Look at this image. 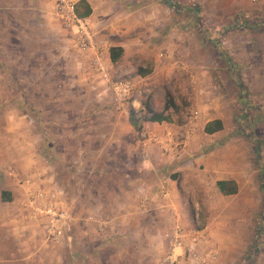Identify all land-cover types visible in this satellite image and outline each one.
<instances>
[{
  "label": "crops",
  "instance_id": "obj_1",
  "mask_svg": "<svg viewBox=\"0 0 264 264\" xmlns=\"http://www.w3.org/2000/svg\"><path fill=\"white\" fill-rule=\"evenodd\" d=\"M56 1L0 0V61L5 64L0 69V264H156L177 226L183 230L177 264H201L203 256L204 264H246L255 233L264 231V166L251 154L256 147L245 140V128L239 123L246 112L234 65H200L201 45L195 47L196 36L186 33L194 26L193 17L186 22L177 19L174 0H86L93 45L81 54L66 37L69 31L74 43L72 31L56 15ZM223 2L217 0L215 7ZM222 13L217 15L219 25L223 29L233 25L235 19ZM257 44L247 43L246 57L257 56V49L264 58V38ZM111 46L123 49L116 63L110 59ZM96 61H101L102 70ZM252 62L243 72L264 73V59ZM183 64L203 73L188 97L193 116L184 124L142 121L136 131L129 123L128 108L118 107L113 91L104 86L105 71L111 76L121 72L134 86L139 109L144 93L153 108L161 110L165 83ZM138 68L147 73L141 75ZM214 72L232 78L211 80ZM261 83L258 95L263 97L264 111ZM6 88H55V115L49 117L43 108L40 120L43 124L54 120L62 125L61 132L71 129V136L65 137L70 143L62 148L49 145L62 156L74 153L72 160L64 157L62 163L64 167L72 163L70 205L75 216L71 214L73 226L60 242H51L43 219L29 218L22 208L30 192H54L60 205L67 204L68 194L60 191L58 182L63 181H58L55 166L44 154L47 143L43 156L31 145L30 112L19 111L15 106L24 102ZM48 98L45 94L39 104L46 105ZM78 98L81 109L74 107ZM66 108L74 113L67 121L57 116ZM213 119H220L222 128L205 133V123ZM261 126L264 129V116ZM183 136V146L176 147ZM109 166L122 173L109 171L106 178H99L100 170ZM134 167L142 174L132 175ZM230 179L237 192L222 194L217 181ZM181 199L192 207L178 209ZM80 214L102 217L105 226L88 218L78 220Z\"/></svg>",
  "mask_w": 264,
  "mask_h": 264
},
{
  "label": "rangeland",
  "instance_id": "obj_2",
  "mask_svg": "<svg viewBox=\"0 0 264 264\" xmlns=\"http://www.w3.org/2000/svg\"><path fill=\"white\" fill-rule=\"evenodd\" d=\"M174 1L177 3L176 4L177 5V10H176L177 19H181L184 22H186L187 18L193 17L194 26L195 25L196 26L195 27L193 26L192 30L190 29V31L186 33L191 34L193 38H195L196 36L195 39L196 40L198 39V41L195 40L193 43L195 47L201 45L200 56L199 58H197V60H199L200 65L203 64L206 66L208 63H213V65L215 64L217 66L219 65L231 66V64H233L234 67L236 68L235 69L236 70L235 81L237 82V87L239 85L240 93L243 96L241 97V100H243L244 102L241 103V106L244 108L246 112L245 113L246 118L245 117L242 118L239 121V123L241 124V127H243V129L245 128L244 130L245 132L243 135L245 137V140H249L251 147H256V149H254L253 152H251V154L254 153L257 162H261V164H263L264 166V147H263L264 129L261 126L263 123V116H264V111L261 110V105L263 104V97L261 95H258L262 93V90H261L262 85H259V83L264 81V77H263L264 73L258 72L256 74H250V73L243 72L245 65L246 66L249 65L248 62L254 61L255 64H260L259 62L263 63L262 60L264 58L261 56V51L255 48L256 49L255 52L257 53V56H252V58L249 59L248 57L245 56V47L248 42H250V44L254 46V44H257L258 38L259 39L264 38V29L260 28L261 25L264 26V0H258L255 2L251 0H221V2L224 1L223 4L220 6L221 9L219 7H215V3L217 4V0H204L203 2L199 0L198 1L193 0L191 2H189V0H174ZM185 4L188 5L190 9L188 8L185 9V6H186ZM231 7H232V10L230 11ZM218 9H219V12L217 13ZM221 12H223L222 15L226 14L227 16H231L233 19H235V21L233 20L234 21L233 25L228 24V26L225 27V28H228L227 30L225 28L223 29L219 25V21L221 19H219L217 15L218 14L221 15ZM63 27H65L64 24H63ZM67 32L68 33H66V37L70 40L72 44L71 47L73 49L78 50L79 53L81 54L84 53L85 51L80 50L77 46L76 48L74 47V43L76 45L75 36L73 37L74 39V43H73L71 39V35H70L71 33L69 31ZM260 35H261V38L259 37ZM259 43L261 45L260 41ZM53 51H50V53H53ZM13 61H15L14 58H13ZM43 62H44V57H43ZM43 65H46V64L44 63ZM4 66L5 64L2 61H0V69L4 68ZM182 67H183L182 70L175 71V73L173 74V77L171 78V80H169V83L168 82L165 83V86L167 87L165 88V92L169 91L171 94H173L176 98V101L178 102L180 106V110L178 111V113H173L174 115L172 114V120H173L172 122L176 124H184L185 122L187 123L189 121V117L192 114V112L190 111L191 104H190V107H187L186 105H184V102L190 101L188 97L190 96L191 93L195 91L196 85L199 84L198 82H199L200 76L203 75V73H197L193 71L190 66L183 64ZM35 69L36 68H34V70ZM105 72L109 75L107 71ZM120 73L121 72L115 71L112 77L113 78L124 77L123 74L122 73L120 74ZM223 77H226V79L228 80H231L232 78L229 73L227 74V73L221 72V74H219V73L214 72L212 74L211 80L221 81L223 80ZM5 79L7 78L6 77L2 78L3 81ZM253 80L254 82H252ZM251 83L252 84L256 83V85L255 86L253 85V88H251V85H250ZM105 84L109 86L112 91V87L110 83H107L105 81L104 86ZM238 90L239 89H237V91ZM5 91H9L12 94L17 93L21 102H24V103H21L20 105L15 106L16 108H19V111L27 110L30 112V116L32 120L27 123L29 124V127L33 133V136L30 138L31 145L34 146V149L39 150L41 153V156H43V143H47L48 146L44 154L47 155L46 158L52 163V166L53 167L55 166L54 167L55 169L54 168L53 169L57 171L56 173L58 175L57 177L58 181H63V183L61 184L58 182L59 186L62 187V189L58 188V190L60 189V191H63L64 189L65 192H67L68 194L67 204L65 202L64 205L58 204V206L62 209L64 208L70 214L73 215L74 214L73 209H72L73 206L70 205L71 192L73 191L72 170L70 167V165L72 166V163H68L66 165H69V166L64 167L62 162L64 160V157H67L69 161L72 160L74 157V153L64 154L62 156L60 155V153L54 152L53 147H50L51 149L49 150V145L51 144L52 145L56 144L58 148H62L66 143H70L69 141L68 142L65 141V137H66V134H68V136H71V129L68 128L69 129L68 132L64 130L61 132L62 125L61 126L55 125L53 123L55 122L54 120L46 121V124H43V121L40 120V117L43 118V108L47 109V111L50 114L48 115L49 117L51 118L54 117L55 112H56L55 111L56 110L55 109V99L58 97L56 89L49 88V89H45L41 91L37 89L17 90V89L6 88ZM234 92H236L235 89H234ZM45 94H47L49 98L48 100L44 101L46 105L43 106V104H39V102L44 100ZM26 96H28L29 98H27ZM112 96H113V93H112ZM144 96H146V94L143 93L141 96V100ZM27 99L31 100L29 104L27 103ZM74 107L75 109H78V107L79 109L83 108V103L80 102V99L76 101V104ZM72 110L73 109L71 108L69 109L66 108L64 110L59 109L58 111L60 112V114H58L57 116H62V118L65 121H67L74 114ZM67 111H69V113ZM180 119H181V123H179ZM66 124L67 122L64 123L65 126ZM23 125L24 123L22 124V126ZM246 133L248 134V137L245 136ZM182 139L183 138L181 137L179 139V142ZM179 144L180 146L183 145L182 142H180ZM69 148H71L70 151L73 149L71 145H69ZM159 150L162 153L165 151V150H161L160 148ZM100 171L101 173L99 176L101 177L99 178H106L105 175H107L109 171L112 172L114 175L122 173V170L110 168V166L107 168L101 169ZM163 171L165 172L166 170H163ZM262 172H264V169L262 170ZM130 173L135 176L142 174L141 171H139L138 168H135V167L130 170ZM179 192L184 198L185 194H184L183 185L179 186ZM191 204L192 203H190L189 201L181 199L179 200L178 209H182L184 206H187L188 208V206H191ZM76 211H78L77 208H76ZM77 218L78 220H81V221L88 218V220L90 221H95L94 223L98 224L99 222L100 224L98 225H100L101 227L105 226L102 217H99L97 219L96 216L84 217V216H81L80 214L79 217ZM201 219H202V216L200 220ZM72 226L73 224L70 222L69 228L71 229ZM70 229L68 230L69 233L71 231ZM97 231L100 233L102 232L99 230ZM165 238H166V235H165ZM166 241H167L166 244H168L169 242L171 243V239L167 240L166 238ZM169 245H167L166 250L168 249ZM245 257H246V260L244 261V263L246 264H251V261H253V259L255 260L254 264H264V231H259L255 233V237H253V243L251 245V248L246 253ZM65 262H66V259H65ZM66 264H68V262Z\"/></svg>",
  "mask_w": 264,
  "mask_h": 264
},
{
  "label": "built area",
  "instance_id": "obj_3",
  "mask_svg": "<svg viewBox=\"0 0 264 264\" xmlns=\"http://www.w3.org/2000/svg\"><path fill=\"white\" fill-rule=\"evenodd\" d=\"M251 1L255 2L258 0ZM55 12L65 27L70 28L72 31L75 36L76 46L83 51L91 48L93 45V33L89 28V21L86 18H79L77 16L75 12V2L73 0H57ZM96 64L98 69L102 70L101 61H96ZM103 76L105 81L110 83L112 87L113 99L118 107L130 106L136 111L139 110V105L135 104L136 98L133 93L134 86L129 79L125 77L113 78L106 72H104ZM191 116H193V113ZM184 139L185 136H183V139L180 141L183 144ZM179 143L176 144V147L180 146ZM164 150L167 151L166 149ZM22 208L25 209L29 218L34 220L43 219L47 238L51 242H60L64 232L70 226L72 216L67 210L58 206L54 192H30L22 202ZM182 233V229L177 226L171 234L172 239L168 249L158 259L156 264H177L179 258L177 248L181 245ZM212 254L213 252H210L207 256ZM205 259L206 258L203 256V258L200 259V263H206Z\"/></svg>",
  "mask_w": 264,
  "mask_h": 264
},
{
  "label": "trees",
  "instance_id": "obj_4",
  "mask_svg": "<svg viewBox=\"0 0 264 264\" xmlns=\"http://www.w3.org/2000/svg\"><path fill=\"white\" fill-rule=\"evenodd\" d=\"M75 12L79 18H86L91 13V7L86 0H78L75 2ZM123 53V49L120 46H111L109 48L110 59L113 63L118 62ZM138 73L141 75L147 73V71L138 68ZM143 109L134 110L128 106V120L130 125L136 130L140 131L142 121L152 122H172V114L178 113L180 106L176 101V98L169 91L165 92L163 109L155 110L150 102V96L144 97L142 100ZM191 102L185 101L184 105L190 107ZM174 115V114H173ZM181 123V119L179 120ZM222 128V121L220 119H213L205 123L204 132L211 134ZM217 187L222 194L229 195L237 192V184L234 180H218ZM2 198L6 199L2 192Z\"/></svg>",
  "mask_w": 264,
  "mask_h": 264
}]
</instances>
